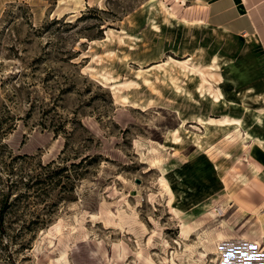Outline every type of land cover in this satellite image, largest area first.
<instances>
[{
	"label": "rangeland",
	"instance_id": "rangeland-1",
	"mask_svg": "<svg viewBox=\"0 0 264 264\" xmlns=\"http://www.w3.org/2000/svg\"><path fill=\"white\" fill-rule=\"evenodd\" d=\"M238 11L0 0V264H264V52Z\"/></svg>",
	"mask_w": 264,
	"mask_h": 264
},
{
	"label": "crops",
	"instance_id": "crops-1",
	"mask_svg": "<svg viewBox=\"0 0 264 264\" xmlns=\"http://www.w3.org/2000/svg\"><path fill=\"white\" fill-rule=\"evenodd\" d=\"M239 5V11L237 14L232 15L230 20L231 24L228 25L229 28L234 30H240L241 32L250 33L255 36V38L260 41L262 52H264V0H237ZM254 90L257 94L264 96V89L259 90L258 86H254ZM264 149H258L252 147L251 153L255 157L261 158V162H264V154H262ZM254 166L259 167L258 160L253 161ZM252 165V164H251ZM253 167V166H252ZM253 172L256 169L253 167ZM257 176H260L257 174ZM245 203V202H244Z\"/></svg>",
	"mask_w": 264,
	"mask_h": 264
},
{
	"label": "bare ground",
	"instance_id": "bare-ground-1",
	"mask_svg": "<svg viewBox=\"0 0 264 264\" xmlns=\"http://www.w3.org/2000/svg\"><path fill=\"white\" fill-rule=\"evenodd\" d=\"M214 60H215V58H214ZM215 100H217L218 98L216 97V95H215ZM217 102V101H216ZM200 120V119H199ZM215 120H217V119H214V118H212V117H209V120H208V122H210V123H212L213 121H215ZM207 121V120H206ZM239 122V119H236V118H234L233 119V117L232 118H229L228 116H222V118H220L219 119V122H218V124H221V125H229V124H233V123H238ZM216 124V123H215ZM253 143V142H252ZM113 208V207H112ZM221 252V251H220Z\"/></svg>",
	"mask_w": 264,
	"mask_h": 264
},
{
	"label": "trees",
	"instance_id": "trees-1",
	"mask_svg": "<svg viewBox=\"0 0 264 264\" xmlns=\"http://www.w3.org/2000/svg\"><path fill=\"white\" fill-rule=\"evenodd\" d=\"M2 208L0 207V230L3 228V221H2Z\"/></svg>",
	"mask_w": 264,
	"mask_h": 264
}]
</instances>
